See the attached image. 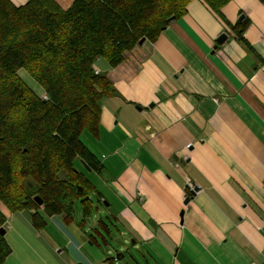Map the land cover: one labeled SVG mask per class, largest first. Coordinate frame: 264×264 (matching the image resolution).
<instances>
[{"label": "crops", "instance_id": "0c3cea01", "mask_svg": "<svg viewBox=\"0 0 264 264\" xmlns=\"http://www.w3.org/2000/svg\"><path fill=\"white\" fill-rule=\"evenodd\" d=\"M53 1L66 10L74 0ZM219 13L192 0L117 67L95 61L115 94L97 103L98 135H85L102 165L88 198L110 222L40 207L37 229L30 211L0 205L1 264H264V0H229ZM100 222L138 257L93 244Z\"/></svg>", "mask_w": 264, "mask_h": 264}, {"label": "trees", "instance_id": "16d2710c", "mask_svg": "<svg viewBox=\"0 0 264 264\" xmlns=\"http://www.w3.org/2000/svg\"><path fill=\"white\" fill-rule=\"evenodd\" d=\"M191 1L74 0L64 10L53 0H26L22 6L0 0V205L11 213L30 211L37 229L45 225L40 207L69 221L79 201L83 218L92 215L88 196L95 187L81 162L98 174L102 165L81 136L98 135L97 103L115 94L93 65L104 58L117 67L140 40L155 42L167 19L182 17ZM203 1L219 17L229 2ZM247 26L243 20L233 29L240 42ZM20 70L43 97L21 81ZM4 222L0 210V228ZM100 223L101 230L89 236L93 244H106L109 237ZM8 254L0 236V264Z\"/></svg>", "mask_w": 264, "mask_h": 264}, {"label": "rangeland", "instance_id": "374dc122", "mask_svg": "<svg viewBox=\"0 0 264 264\" xmlns=\"http://www.w3.org/2000/svg\"><path fill=\"white\" fill-rule=\"evenodd\" d=\"M100 59H102L101 61H103V62H106V60L104 59V58H100ZM19 77H20V79H21V81L28 87V88H30L34 93H36L38 96H40V97H43V92L41 91V89H40V87L30 78V76L24 71V70H20L19 71ZM82 139L84 140L85 139V134H82ZM81 170H82V167H79ZM84 171V170H83ZM85 172V174H86V178L89 180H91L92 182H94L93 181V177H94V175L95 174H93V173H91V172H89V171H87V170H85L84 171ZM91 175V177H89ZM99 182H100V180H99V178H96ZM102 183L100 182V185H101ZM90 199H92L93 198V195H89L88 196ZM100 209L102 210V208L100 207ZM74 210L77 212V213H80V211H81V205H80V203H79V201H76L75 202V204H74ZM93 218H95L96 220L95 221H97L98 219H99V217L101 216V220L104 222V223H107V222H110L109 220H106V222H105V220H104V215H100V214H96L95 213V210L93 211ZM91 216V217H92ZM112 224H114V222L112 221ZM111 232H112V238H111V235H110V238L108 239L107 238V242H106V245H107V243H108V245L105 247V244H103L102 242H101V240L100 239H98V243L100 244V246H102V245H104V246H102V249L105 251L106 249H110V247L111 248H113L114 250H116L119 254H123V257H130L131 255H133V256H135V257H138V254H137V252H136V250L135 249H133L132 248V246L130 245V243L128 242V243H124L123 242V238L122 237H120L119 236V234H118V232L117 231H115L114 229H112L111 230ZM124 254H126V255H124ZM113 257V256H112ZM114 257H115V255H114Z\"/></svg>", "mask_w": 264, "mask_h": 264}, {"label": "water", "instance_id": "95a60500", "mask_svg": "<svg viewBox=\"0 0 264 264\" xmlns=\"http://www.w3.org/2000/svg\"><path fill=\"white\" fill-rule=\"evenodd\" d=\"M174 18H175L174 16L169 17V18L167 19V22H168V23L171 22L172 20H174ZM242 19H243V17L241 16V17L239 18V20L241 21ZM227 38H228L227 35L224 34V33H222L221 35H219V36L217 37V39H216V44H217V45L214 47V49H216L218 45H222V44L227 40ZM144 42H145L144 39L140 40L139 43H138V46H139V45H142ZM43 101H46V97H44V100H43ZM81 164L83 165V167H84L87 171L90 172V170H89L88 168H86V166H85L82 162H81ZM192 191H193V192L198 191V187H194V188L192 189ZM79 192H81V189H79ZM34 200L36 201V203H37L38 206H41V205H42V201H41L39 198L36 197V198H34ZM189 200H190V197L185 198V200H184V205H186V204L189 202ZM4 234H5V231H4L3 227H1V228H0V236H4ZM115 257H116L117 260H121L122 257H123V254H118V255H116Z\"/></svg>", "mask_w": 264, "mask_h": 264}, {"label": "built area", "instance_id": "2783aa9c", "mask_svg": "<svg viewBox=\"0 0 264 264\" xmlns=\"http://www.w3.org/2000/svg\"><path fill=\"white\" fill-rule=\"evenodd\" d=\"M96 73V72H95Z\"/></svg>", "mask_w": 264, "mask_h": 264}]
</instances>
